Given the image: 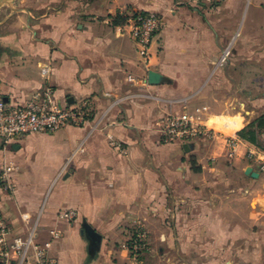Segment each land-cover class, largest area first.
I'll list each match as a JSON object with an SVG mask.
<instances>
[{"label": "crops", "instance_id": "obj_1", "mask_svg": "<svg viewBox=\"0 0 264 264\" xmlns=\"http://www.w3.org/2000/svg\"><path fill=\"white\" fill-rule=\"evenodd\" d=\"M140 13L162 18L148 57L130 34ZM45 86L93 111L82 127L0 136V169L15 166L0 215L11 238L32 235L29 260L52 242L55 264H264V172L249 142L226 156V138L264 115V0H6L0 101L25 104ZM169 113L217 134L165 143ZM137 222L149 237L138 263L123 248Z\"/></svg>", "mask_w": 264, "mask_h": 264}, {"label": "built area", "instance_id": "obj_2", "mask_svg": "<svg viewBox=\"0 0 264 264\" xmlns=\"http://www.w3.org/2000/svg\"><path fill=\"white\" fill-rule=\"evenodd\" d=\"M131 37L141 48L144 57H148V50L162 28V18L154 13H140L128 19ZM43 75L49 74L44 68ZM93 103L83 99L75 105L62 106L56 103L55 90L52 86H45L42 91L34 94L31 99L22 105H9L0 101V136L4 145L33 134H55L69 126L82 127L89 122L92 115ZM160 133L165 143L188 144L199 139L212 140L216 136L214 129L203 124L198 116L188 113H169L159 123ZM247 141L239 136L226 138V156L230 161L238 157L239 148ZM253 145L248 157L258 162L264 172V134L259 138V144ZM15 166L5 164L0 169V192L13 194L15 191L12 175ZM61 218L71 221L77 213L68 210L61 213ZM53 238L59 239L54 233ZM146 226L143 222L133 225L129 240L123 245L131 258L139 262L141 256L149 248V239ZM32 235L11 238V230L6 226L0 215V264H12L13 256H18L17 264H55L49 255L52 242L38 246L33 261L27 258V251L31 244Z\"/></svg>", "mask_w": 264, "mask_h": 264}, {"label": "trees", "instance_id": "obj_3", "mask_svg": "<svg viewBox=\"0 0 264 264\" xmlns=\"http://www.w3.org/2000/svg\"><path fill=\"white\" fill-rule=\"evenodd\" d=\"M262 134H264V115L243 129L239 133V137L251 144L257 145Z\"/></svg>", "mask_w": 264, "mask_h": 264}, {"label": "water", "instance_id": "obj_4", "mask_svg": "<svg viewBox=\"0 0 264 264\" xmlns=\"http://www.w3.org/2000/svg\"><path fill=\"white\" fill-rule=\"evenodd\" d=\"M0 1H3V0H0ZM148 81H149L150 85H158V84H162L164 79L158 73L151 71V72H149V80ZM187 150H188V148H187ZM246 175H248L251 178L257 179L259 177V172H256V171H254L253 168L249 167L246 171Z\"/></svg>", "mask_w": 264, "mask_h": 264}, {"label": "rangeland", "instance_id": "obj_5", "mask_svg": "<svg viewBox=\"0 0 264 264\" xmlns=\"http://www.w3.org/2000/svg\"><path fill=\"white\" fill-rule=\"evenodd\" d=\"M5 3V0H3V1H0V6L2 5V4H4ZM224 130V132H228L229 133V131H228V129H224V128H218V130Z\"/></svg>", "mask_w": 264, "mask_h": 264}]
</instances>
